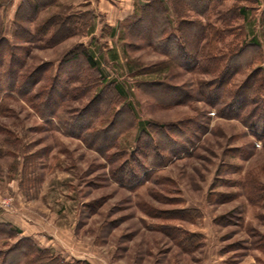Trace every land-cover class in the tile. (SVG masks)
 Segmentation results:
<instances>
[{"label": "rangeland", "instance_id": "obj_1", "mask_svg": "<svg viewBox=\"0 0 264 264\" xmlns=\"http://www.w3.org/2000/svg\"><path fill=\"white\" fill-rule=\"evenodd\" d=\"M110 1L130 14L108 0H52L26 22L15 16L22 0H0V57L22 52L24 63L0 71V224L20 232L0 234V252L28 239L54 264H264V133L206 104L201 88L214 74L182 70L147 43H158L154 29H131L149 0ZM160 1L175 31L182 16ZM54 16L70 18L66 38L53 43L59 22L31 42L21 37ZM186 16L206 25L208 59L221 66L233 56L232 84L257 73L264 94V0H215L206 16ZM79 48L103 77L71 60ZM16 70L29 90L21 80L8 87Z\"/></svg>", "mask_w": 264, "mask_h": 264}, {"label": "trees", "instance_id": "obj_2", "mask_svg": "<svg viewBox=\"0 0 264 264\" xmlns=\"http://www.w3.org/2000/svg\"><path fill=\"white\" fill-rule=\"evenodd\" d=\"M35 4H25V0H22V3L20 4L19 8L17 9L15 16L18 17L20 13L26 14L25 16L27 18L26 22H30L32 16H35L38 12L39 8L42 6H46L48 3H51L52 0H35ZM174 3L173 10L176 15L182 16V19H178L176 30L174 31L172 26H170V19H169V13L168 9L166 8L165 4H163L160 0H149L146 4L142 5L138 12L135 8L134 14L135 17L132 18L133 21L130 22L131 29L138 30L137 34L139 37H142L146 33L148 34L149 31L147 29H154L156 31V35L154 37L155 41L158 43H155L154 41L150 40L147 37V43L153 47L156 51H159L161 54L167 56L175 65L180 67L182 70H185L187 72H204V73H211L214 74L215 77L213 80L209 81L207 84L202 86V92L207 94L206 95V104L210 107H221L219 109V116L228 118V119H238L242 121L245 125H248L250 127L256 128L260 130V132L264 133V94L261 93L263 89V84L260 85L256 84L255 76L257 73H253L250 75L246 81L240 86L237 87L236 85L232 84V80L234 79V76L236 74V71H229L228 66H226V63H230L233 56H230L225 65L219 66V62L223 63L220 59L212 60L208 59L210 58V55L212 54V51L204 53V50L201 48L200 44L206 39L205 37V31H206V25H202V23L199 20L195 19H187L186 16L189 12L194 13L196 15H199L201 17L206 16L208 13L211 4L215 2V0H172ZM26 5V9H25ZM1 6V4H0ZM185 11V12H184ZM188 11V13L186 12ZM239 14L241 16L245 15V9L240 8ZM184 13V14H183ZM187 13V14H186ZM29 16V17H28ZM54 22L57 24L59 22L60 26L57 28L56 25H53ZM70 22V18H64L61 19L60 17H52L49 20H46V22L37 29L35 32L36 34L31 35L28 30L23 29L21 37L26 42H31L33 36L36 37V35H39L40 33H47L51 32V28H57L54 29V32H52V40L53 43L56 42L54 38L61 34V38H66L70 35L68 32L69 29H66L68 24ZM146 22H148V26L146 25ZM14 26L18 28V23L16 20H14ZM184 34L186 36L184 37ZM189 34V35H188ZM179 37V38H178ZM183 37L185 39H183ZM183 40V41H182ZM166 41L172 42V47L169 49H162L159 47L158 44L160 42L165 43ZM215 40L211 39L209 45L212 48L214 47ZM166 47V44H165ZM183 55L182 60L178 57L176 58L175 53ZM26 53V52H25ZM20 54V56L18 55ZM22 52H12V53H2L0 57V71L2 72L3 68L2 64L6 61L18 62L19 69L20 66H23V60H22ZM18 55V58H17ZM192 56V57H191ZM72 61L74 62H81L83 60V63L87 64V67L90 70H94L100 77H103V72L99 69V67L96 66V63L92 59L91 55L82 48H79L77 52H74L72 56ZM180 62H183V65H180ZM69 62V61H68ZM20 63V64H19ZM227 63V65H228ZM17 68V66L15 67ZM14 69V68H13ZM11 71V70H10ZM19 71V70H18ZM0 72V73H1ZM10 73V72H9ZM9 73H6L7 75ZM14 76V80L9 83L8 87L15 89V86L17 85V82L21 80L20 85L22 87H25V90H29L30 84L28 83V78L19 75V73L16 71L12 72ZM73 78V77H72ZM76 79V78H74ZM95 82V81H94ZM65 87V86H64ZM100 87V86H99ZM98 87V88H99ZM163 85L161 84H153V89L156 91L161 90ZM66 88V87H65ZM171 88V87H170ZM112 89L117 96H123L124 97V90L122 87H120L118 84L112 86ZM247 91L244 99L240 100V96L243 93L242 91ZM63 92H65V95L69 96V91L67 89H64ZM210 94L212 96H210ZM45 96V95H44ZM188 100L190 101H196V97L187 94L186 95ZM66 97V96H65ZM92 105L100 103L98 99H93ZM205 101V100H204ZM183 102V101H181ZM98 105V104H97ZM104 106V104H103ZM253 106V108L249 109L248 107ZM232 108H234L232 110ZM248 108V109H246ZM56 109V108H55ZM56 110L54 111V113ZM53 113V114H54ZM94 117V116H93ZM89 124L84 127V132L89 129ZM158 131V137L160 136L163 139H166L167 135H162V130ZM146 132H144L145 134ZM170 150V149H169ZM170 150V155H176L181 151H175ZM164 160V159H163ZM175 214H178L175 212ZM181 214V213H180ZM13 228L7 224H0V234H4L6 236H12V232L15 231V234H19L20 232L17 230H13ZM174 230V229H173ZM168 231V230H167ZM11 232V233H10ZM32 243L29 242L28 239H21L18 241V244L11 247L8 251L5 253L0 252V264H5L6 260L9 256H14L12 261L9 264H45L50 260L53 261V264L58 262L57 260H54V258H46L43 257V259H40V255L37 254H46V251L39 250L31 245ZM179 245L182 246L185 250H192V246L190 243H185L184 241H179ZM37 253V254H36ZM35 256V257H34ZM41 260V261H40ZM40 261V262H39Z\"/></svg>", "mask_w": 264, "mask_h": 264}, {"label": "crops", "instance_id": "obj_3", "mask_svg": "<svg viewBox=\"0 0 264 264\" xmlns=\"http://www.w3.org/2000/svg\"><path fill=\"white\" fill-rule=\"evenodd\" d=\"M108 3H109V5H111L112 7H113V6H114V7L116 6V8H117V7H118V8L120 7V3H116V4H114V3L111 2L110 0H108ZM121 6H123V4H122ZM118 8H117V9H118ZM118 10H119V13H120L119 15H120V16H123V15L125 16V15H127V14H130V10H131V9H130V7H129V9H128V11H127V8L122 7V9H118ZM124 13H125V14H124ZM124 16H123V17H124Z\"/></svg>", "mask_w": 264, "mask_h": 264}, {"label": "built area", "instance_id": "obj_4", "mask_svg": "<svg viewBox=\"0 0 264 264\" xmlns=\"http://www.w3.org/2000/svg\"><path fill=\"white\" fill-rule=\"evenodd\" d=\"M7 207H8V206L5 205V202H4L3 200H1V201H0V208L5 209V208H7Z\"/></svg>", "mask_w": 264, "mask_h": 264}]
</instances>
